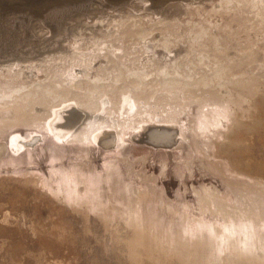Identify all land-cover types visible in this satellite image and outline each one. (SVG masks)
<instances>
[{
	"label": "rangeland",
	"instance_id": "1",
	"mask_svg": "<svg viewBox=\"0 0 264 264\" xmlns=\"http://www.w3.org/2000/svg\"><path fill=\"white\" fill-rule=\"evenodd\" d=\"M83 1L73 0V4L71 2L67 8L69 9L68 11H74V13L67 14L65 19H69V21L74 20L68 21V30L69 28H73L74 31L72 30V33L75 37L80 38L84 31L90 37V33L88 32L90 31L88 28L89 25L96 30L101 28L103 30L101 35L103 36L111 34L115 28L116 33L114 32L113 34L119 38L117 33H121L122 29L120 31L118 27L123 28L125 25L128 27L131 25L128 28V31L131 30V32H127L130 34L136 30L137 32L139 30L147 31L149 28L147 29L146 27H150L153 22H156V25L153 24V29H151L153 31L155 30L154 32L152 31L151 38L153 37L158 41L159 39L162 41L166 38L169 45H172L169 46V53L172 57L176 54L174 60L176 63L178 62L182 65L180 66L178 64L176 71L180 74V78L184 79H181L183 82L186 81L185 79L188 75L192 79L195 77L194 80H199L202 75L206 79L209 76L208 80H212L211 78L213 77L211 76H213V72L211 71L215 67L213 66L214 61L217 60V65L219 63L218 60L220 61L219 65L222 63V65L224 63L225 65L230 63L231 67L230 65L227 66L231 70L229 69L230 74L228 72L227 76H230V79L232 76L236 78L231 79L233 84L236 81L239 82V79L243 83L245 81V87L244 89H240L238 87L236 88V86L234 87V85L225 86L229 91L233 88L230 91L232 97L229 99L231 101L233 99L234 101H238L236 99V92L238 91L241 92L244 98L243 100L246 102L241 104L235 103L234 106L232 105L231 108L226 109L227 120H225L228 122L226 128L228 131L226 130L222 135L217 132L219 129H215L216 132L213 131V133H210L214 136V138L212 137V140H214L213 144L208 145L206 136L198 128L201 119V108L198 105V100L187 103V100L184 99L180 105H177L179 109L176 106L174 108L175 112L170 116L172 103L169 98H166L168 100L166 101L165 97L164 99L161 97L163 92L162 90L160 91V78L156 75V71H153L154 69L146 68L149 71L148 74L150 73L149 75H152L149 81L150 83L151 81L153 82L151 86H155L157 89L152 87L156 92L151 94L154 95L150 97L153 101L150 102V100V103L148 102L150 106L149 104L144 106V112L149 116L148 118L156 121V123L166 124V122L169 123L172 121V124L180 126L178 128L182 131L181 144L173 150H155L145 147V145L135 143L131 139L126 138L127 136L123 138V151H117L115 149L103 150L97 147V145H91L90 143L83 145H63L53 140L54 138L43 129L28 127V125H13L6 128L0 132V264H205L203 260L200 263H196L193 259L194 256H199L200 253L206 252L208 249L205 236L206 224L212 223L221 228L225 227L226 224L223 219V217H226L225 213H223L225 208L228 217H230L229 215H235V213L236 215L239 213L250 215L251 218L249 219L239 218L233 221L235 227H238L236 225L246 227L251 224L254 226L259 212L258 205L264 201V195L259 196L252 190L255 187L263 191L262 189L264 187L259 184L262 180L264 181V121L262 119L258 120L259 116H257L259 112L258 103L260 105L262 104V107L264 106V26H262L264 25V0H258V7L254 0H159L158 3H162L155 5L153 8L155 10L152 9L151 11V9H148L146 11L143 10L144 12L139 8H133V5H131L133 3L139 5L137 2H141L142 0L131 1L128 5L129 8L126 5V8L122 5L113 7V9L107 7L109 6L108 4L118 2V0H100V4H97L98 11L91 15H89L90 11H93L92 8L96 7V3L93 0V6H90L92 7L91 9L89 7L85 11L82 10L79 12L77 9L80 5L88 4ZM175 2H178V7L181 6L183 9L180 10L181 8L175 7ZM145 4L147 5L148 2L145 1ZM53 5L48 6L51 9H46L48 7H45V9L43 7L38 8V16H51L57 9V6ZM171 6L172 10L170 8ZM122 7L130 9V11L132 10V12L125 14V17L124 15L116 18L114 16L113 18L106 17L107 14L111 12L116 13L114 10L118 11ZM22 9L24 7L21 4L11 6L7 2H0V23L7 29L4 32L6 37H3L6 42L2 43L0 41V53L3 52L1 50L7 48V53L9 52L11 58L16 56L14 54L24 53V58H20L19 60L30 61L36 64L38 69L44 71H47L48 66H50L49 69H54L53 74L58 72V68H68L70 64L75 66L77 64L76 69L74 68L75 66L72 67L76 71L82 70L85 67L81 63L79 64L77 62L79 60L77 59L71 60V62L68 59H63L60 62L59 59H49L48 57L49 54L54 53L51 51L55 49V46L60 45V42L64 41L62 37L69 36L68 40H71V43L73 41L71 39V33L69 35L67 33L66 35L65 33L64 35L63 33H59L64 28L65 22L62 23V29L60 30V28H52L49 26L48 21L42 27L37 18L26 17L25 21L28 22V25L25 27L27 29L23 30L17 26L14 27L9 21L10 19L15 20V16L18 14L17 11ZM176 9L179 10L177 11ZM99 10L103 11L99 12ZM148 14L150 15L149 17ZM179 14L183 16L181 15L179 18ZM85 15L86 17H84ZM135 15L136 18L139 16L137 21L141 23L142 21L147 22L146 26L142 23L144 26H142L143 29L142 27L141 29H136L131 24L136 19ZM146 15L147 20H145ZM153 16L159 22L163 18L161 20L165 27H161V30L165 29L162 31L163 33L159 32L158 20L155 21ZM51 18L49 17V19ZM77 18L79 21L76 20ZM98 18L99 21L101 19H105V21L96 27ZM114 18L115 20L120 19L118 20V26L116 25L118 23L117 20L115 23L112 21ZM141 18L144 19L141 20ZM173 18H176L173 20L175 24L173 21H170ZM84 19H86V23L83 22ZM189 19L190 21L188 22ZM195 21L197 22L195 23ZM109 22L113 23L111 24ZM189 23L195 24L190 25ZM36 24H39L40 28ZM168 24L170 28H174L173 31L170 30ZM180 24L181 27L178 28ZM78 27L80 31L76 32V28ZM32 28L33 30H31ZM200 28L201 32L202 30L205 32L203 34L204 36L201 33L198 35ZM189 29H192V31ZM211 29L213 30L210 31ZM96 30L91 34L93 40L98 38L100 34L96 33ZM170 31L177 36L175 34L172 36L173 33L171 34ZM129 34L127 35L128 37L130 36L129 38H123L122 40L124 42H122L124 44L123 50L132 53L138 61L144 62L143 60L147 57V53H144L142 50V41L138 38L136 39L137 36ZM53 35H57L58 37L60 35L58 38L59 41H54V43L52 40L56 38ZM159 36L162 37L160 38ZM191 37L195 39H189ZM186 39L190 41H186ZM131 40L132 42L134 40V42L132 43ZM38 41L42 42L40 43ZM136 41H138V45ZM198 41L200 44H198ZM49 42L51 43L49 44ZM92 42L94 43V41ZM195 42L196 45L198 44V49L196 48ZM44 43L46 45L48 44V47ZM34 44H36L35 48ZM42 44L43 46H41ZM67 44L68 42L66 44L63 42L61 49L66 48ZM235 44H238L240 47ZM24 45L25 48L23 47ZM249 46H253L252 50ZM201 47H205L207 50ZM224 48L225 52L222 50ZM32 49H38L39 51L33 52ZM45 49L48 51L45 52ZM61 49H56L55 54ZM151 49L153 50V47ZM23 50L24 52H22ZM197 50L199 52L202 50V53H204L203 56L206 55L204 61L210 62H205L204 64L203 61L200 65L198 60L199 57H202V53H199ZM37 52H40V55L38 54L39 56H36ZM78 52L80 50L71 52V54L73 53V58L74 55H80ZM195 52L198 53L196 54ZM206 52L210 56L213 55L210 57ZM251 53L252 56L250 55ZM31 54L33 55L32 57ZM45 56L47 57L46 59ZM191 57L196 58L192 59ZM236 57H240L241 60L238 59L237 61ZM41 60L43 66H41ZM43 60H47L48 62H52L53 60V64L46 63V61L43 62ZM66 63L69 66L65 65ZM184 63L186 66L188 63L189 66L186 67ZM239 63L242 66H236ZM246 63L250 65L248 66ZM203 64L205 66L209 65V67H204ZM51 65L53 66L51 67ZM192 65H194L193 70L191 68ZM184 66L192 74L186 68L187 72L183 71ZM202 67L204 68V72H200L203 69ZM74 70L72 74L76 77L77 74L74 73ZM173 71L171 69L169 70L171 73ZM205 71L209 72V74L211 73V76ZM240 71L241 73L239 75ZM182 72L186 73V75ZM154 80L156 81L154 82ZM212 81L215 82L214 80ZM215 83H212L210 87L208 85H202L200 82L196 89L201 92L202 89L208 91L209 88V90L213 89V91L211 90L212 92H218V86ZM214 86L217 87L214 88ZM247 86L249 87L247 88ZM206 87L207 89L205 90ZM190 90L195 91L192 88H189L187 91L190 92ZM153 91L151 92L153 93ZM157 95H160L158 96L159 99H156ZM181 95L183 97L185 95L184 92ZM44 118L45 115L40 117V122H43ZM235 118H237L238 123L235 121ZM15 134L22 137L38 135L41 137V141L33 148L15 154L7 146L10 138ZM230 134L235 136H230ZM238 134L242 136V139L235 141L237 139L236 135ZM204 188L208 193L209 203L200 202L201 197L204 195L202 191ZM55 191H57V194ZM60 191L62 194H60ZM215 193L219 195L217 199ZM239 194L244 195L245 198L243 201L239 197ZM248 201H252L250 203L253 205L252 209H249L251 206ZM216 202H221L222 207L218 208ZM206 204H210V208ZM197 222L200 223L199 227L196 226ZM152 230L156 232L157 235H154V237L156 236L157 239L152 236ZM159 238L165 239L175 247L161 249V245L158 246L160 243L158 241ZM193 251L195 252L194 255ZM188 254H191L189 258ZM183 255L186 256L184 257ZM246 263L249 264L248 262ZM225 264H229L228 261H225Z\"/></svg>",
	"mask_w": 264,
	"mask_h": 264
},
{
	"label": "bare ground",
	"instance_id": "2",
	"mask_svg": "<svg viewBox=\"0 0 264 264\" xmlns=\"http://www.w3.org/2000/svg\"><path fill=\"white\" fill-rule=\"evenodd\" d=\"M72 1L73 0H0L1 3L7 2L8 4H11V6L14 4H16V6H18V4L23 5L24 9L17 11L18 14L15 16V20L14 19L9 20L10 23L14 27L17 26L20 29L26 30L27 28H25V27L28 25V22L25 21L26 17L37 18L39 20L38 21L39 24H41L42 27H43L44 23L46 21H48V24H50L49 26H51L52 28H54V27L60 28V30L62 29V25H63L62 23L65 22L66 25L64 24V28L62 29V31H59V33H61V34L63 33V35H64V33H65V35H66V33H67V35H69L71 33V36H72L71 39L73 41L71 43L70 42L71 40H68L69 36H66L67 38L62 37L64 39V41H63L64 44H66L68 42V44L66 45V48L61 49V47H62L61 45L63 43L61 41L60 45L58 44L57 46H55V49H53L51 51L54 53L49 54L48 57H49V59H52V58L56 59V60L59 59L60 62L63 59L64 60L68 59L70 62H71V60L73 61V60L77 59L80 61V62L77 61L79 64L81 63L83 66H85L84 68H82V70L76 71L72 68L75 65H73V64L71 65L68 62L70 64V66L68 65V63L65 64V65L69 66L68 68H62L60 66L62 69L58 68V72L55 71L56 74H53L54 69L53 70L49 69L50 66H48L49 68H47V71H44V70L38 69L36 67V64H34L30 61H21L22 59L19 60L20 58H24L23 57L24 53L20 52L19 54H14L16 56L14 58H11V55L9 54V52L7 53L8 48L5 50H1V51H3V52H1L3 55L0 53V57H1L0 58V132H2L6 128L11 127L13 125H28V127L31 126V127L38 128L40 130L43 129L46 133H49L54 138L53 140H55L56 142L63 144V145L64 144L65 145H70V144L83 145V144H89L90 143L91 145L92 144L97 145V147H100L103 150L115 149L117 151H123V148H124L123 138L127 136L126 138L131 139V141H133L135 143L145 145V147H149V148H152L155 150H166V151L173 150L174 148L178 147L181 144V139H182L181 138L182 137L181 132L182 131H181V129L178 128L180 126L179 125L176 126L175 124H172L171 123L172 121L169 123L166 122V124L156 123V121H153L150 118H148L149 116H147L144 112V110H145L144 106H146L147 104H149L150 102L153 101V100H151L150 97L154 96V95H151V94H154V92H156V90L153 89L155 86L154 87L151 86L153 82L152 81H151V83L149 82L150 76H152V75H149L150 73L148 74L149 71L146 68L154 69L153 71H156V75L159 76L160 88H161L160 91L162 90V92H163L161 97L163 99H164V97H165V99L169 98L171 103H172V108H171L172 110L169 109V110H171V113H172V114L170 113V116L173 115V113L175 112L174 108H176L177 105H180V103L184 99L187 100L186 101L187 103L188 102L192 103V101L198 100L197 101L198 105L201 108L200 109V113H201L200 118L201 119L199 121L198 128L206 136V138L208 140L207 144L208 145L213 144L214 140H212V139L214 138V136H212L210 133H213V131L216 132L215 129H219L217 132H219V134H222V135L226 132V130H227L226 128L228 126V122L226 121L227 120L226 119V115H227L226 109L227 108L229 109V107L231 108L232 105L233 106L235 105V103L241 104V103L246 102L243 100L244 98L242 97L241 92H238V91L236 92V97H237L236 99L238 101H234V99H233V101L230 100L232 97V95H231L232 93L230 91H232L233 88L229 91L226 89L225 86L234 85V87L236 86V88L238 87L240 89H244V87H245V84H244L245 81L243 83L239 79L238 80L239 82L233 81V82H235V84H233L231 79L235 78V77L232 76V78L230 79V76H227L228 72L230 74L229 69L231 70V68H229V66H227V65H230V63L229 64L227 63V65H225V63H224L225 66L222 65L223 63L221 65H219L220 61L218 60L219 63L217 65V62H216L217 60L214 59V60H216V61H214V63H216V64L214 65V63L212 62L213 66H215V67H214V70L211 69L212 70L211 72H213V76H211V73L209 74V72L205 71L211 77H213V78H211V77L210 78L212 80H214L216 83L213 82L212 80H208L209 76H208V79H206L204 77V75H202L199 80H194L195 77L192 79L191 76L188 75V73H187L188 76H186V79H185L186 81L183 82L182 80H184V79L180 78V74L177 73V71H176L178 64L180 66H182V65L178 62L176 63V61L174 60V58L176 57L175 56L176 54L174 55L175 57L174 56L172 57L171 54L169 53V46L171 44L169 45V42L166 38L163 40L161 39L162 41H160V39H159V41L155 40L153 37L151 38L152 33L155 31V30L153 31L151 29H153L152 28V26H154L153 24L156 25V22L155 23L153 22L152 25L150 24L151 25L150 27H146L147 29L149 28L147 31L146 30H139V32H137V30L136 31L134 30L135 32L130 33V34H133L134 36H137L136 39L138 38L140 41H142L141 42L142 50L144 53L145 52L147 53V57L143 60L145 62L144 63V62L138 61L136 59V57L133 56L132 53L125 52L123 50V45H124L123 43L124 42L122 40H123V38L128 37L127 35L129 33H127V32H131V30L128 31V28H130V26H131L130 24H129L130 25L129 27L126 25H125V27H123V25H122L123 28L118 27L120 31L122 29V31H121L122 35L120 32L117 33L119 35V38L113 34L114 32L116 33L115 28L111 34H109V35L106 34L105 36H103V35H101V33H103V30L101 28H100L101 30L99 28L96 30V29H93V27H90V25L88 26L90 31L86 30L90 33V37H88V35H86L85 31L82 33L83 35H81L80 38L75 37L72 33L74 31L73 28L72 29L69 28V30H68L69 19L68 20L65 19L66 15L71 14V12H72L71 10L68 11L69 9H67L68 5L71 4ZM131 1H133V0H121L120 2L118 0L119 3L114 2L112 4H108L109 6H107V7H110L113 9V7H118V6H122V5L128 6L131 3ZM145 1L148 2L147 5L145 4ZM145 1L142 0L141 2H137L139 5H136L135 3H133L131 5H133V8L134 7H135V9L139 8L140 10H142V12H144L148 9L149 10L151 9V11H152V9L155 7V5H157V4L159 5L162 3V2L158 3L159 0H145ZM83 2H87L88 4L80 5L79 8L77 9V10H79V12L82 10L85 11L90 6H93L92 5L93 0H84ZM94 2L96 3L95 4L96 7H94V8L90 7V9L92 8L93 11H90L89 15L95 14V12L98 11L97 4H100L101 1L100 0H94ZM242 2H244V1H242ZM254 2L257 4V7H258L259 1L254 0ZM51 4H54L53 6H57V9L55 10V12L52 13L51 16H49V17H52L51 19H49V17H46V16H44V17L38 16V12H37L38 8L40 9L41 7H43L45 9V7H48ZM72 4H73V2H72ZM165 4H167V3L165 2ZM171 5H173V4H171ZM126 6H125V8H126ZM176 6H177V8H181V6L178 7V2L176 3L175 7ZM175 7L173 6V8H175ZM193 7H194V5H193ZM125 8L122 7V9H119L118 11L114 10V12L116 11V13L111 12V13L107 14L106 17H112L113 18V16H114L116 18V17L121 16V15H124V17H125L126 16L125 14L132 12V10L130 11V9H128L129 6L127 9H125ZM158 8H160V6H158ZM158 8L156 7V9H158ZM166 8H167V6H166ZM170 8L172 10V6ZM46 9H51V7H48ZM182 9L183 8H181L180 10H182ZM153 10H155V9H153ZM46 11H48V10H46ZM102 11L99 10V12H102ZM104 11H105V8H104ZM109 12H110V10H109ZM166 12H167V10H166ZM174 12H175V10H174ZM72 13H74V11ZM180 13H182V12H180ZM137 14H138V12H137ZM149 14L151 15V13H149ZM149 14H148V17L150 16ZM28 15H30V16H28ZM160 15H162V13H160ZM160 15H158V16H160ZM181 15L179 14V18L181 17ZM23 17H24V19H23L24 21L22 20ZM84 17H86V15ZM100 17H101V15H100ZM102 17H103V14H102ZM129 17H131V15H129ZM145 17H146L145 20H147V15ZM172 17H173V15H172ZM176 17H177V15H176ZM115 18L112 20L114 23L117 20V19L115 20ZM135 18H136V15H135ZM138 18H139V16L135 20H133V17H132L133 21L131 24L136 29H139V28L141 29V27L143 26L142 23H144L146 26L147 22L142 21V23H141V22L137 21ZM153 18H154V16H153ZM143 19L141 18V20H143ZM159 19H160V17H159ZM164 19H165V16H164ZM167 19H170V18H167ZM175 19L173 18L170 21H173ZM190 19L188 20V22L190 21ZM72 20H70V21H72ZM76 20H78V18ZM85 20L86 19H84L83 22H85ZM118 20H120V19H118ZM118 20H117V22H118ZM154 20H155V18H154ZM157 20H155V21H157ZM161 20H160V22L158 20V23H157V24H159L158 27H160L159 32H162L165 30V29L161 30V27H164V23L162 24ZM104 21H105V19H103V20L101 19L99 21V18H98L97 24L95 26L97 27L98 24L103 23ZM148 21H151V20H148ZM241 21H243V20H241ZM83 22H82V24H84ZM167 22H165V23H167ZM174 22L175 21H173V23ZM196 22L197 21H195V23ZM109 23H111V22H109ZM173 23H172V27H173ZM195 23H193V24H195ZM39 24H36V25H38V27H39ZM118 24H119V22L116 25L118 26ZM122 24H124V23H122ZM1 25H2V23H0V26ZM177 25H179V24H177ZM227 25H230V24H227ZM2 26L0 28L1 29L0 30V38H2V39H0V41H2V43H3V42H6V40L3 37L4 36L6 37V35H4V32L7 31V29H5L6 27L4 28V26L3 27ZM74 26L76 27V25H74ZM262 26H264V25H262ZM71 27H73V26L71 25ZM143 27H142V29H143ZM179 27H181V24H180V26H178V28ZM189 27H191V26H189ZM155 28H156V26H155ZM169 28H170V25H169ZM76 29H77L76 32L80 31L79 27ZM173 29L170 28V30H172V31H173ZM192 29H193V27H192ZM192 29H189V30L192 31ZM31 30H33V28ZM94 30H96L95 31L96 33H100V34H99L98 38L93 40L91 38L92 37L91 34H92V32H94ZM212 30L213 29H211L210 31H212ZM49 31L51 32L52 30H49ZM172 31H170L171 34L173 33ZM50 32H48V33H50ZM81 32H82V29H81ZM157 32H158V29H157ZM175 32L178 33L177 31H175ZM167 33H169V32H167ZM200 33L202 36H204L203 34L205 32H203V30L201 32V28H200V32L198 33V35ZM6 34H10V33H6ZM124 34H125V36L123 37ZM174 34L175 33H173L172 36ZM232 34H233V32H232ZM60 35H59V37H60ZM196 35H197V33H196ZM212 35H213V33H212ZM220 35L223 36L222 34H220ZM183 36H182V38H183ZM194 36H195V34H194ZM53 37L56 38L55 40H52L53 42L59 41V39H58L59 37L57 35H53ZM95 37H96V35H95ZM89 38H91V39L89 40ZM189 39H195V38L191 37ZM189 39H186V41L187 40L190 41ZM200 39H199V41H200ZM206 39H208V38H206ZM219 39H221V38H219ZM23 40H25V39H23ZM134 40H135V38H134ZM134 40H133V42H134ZM92 41H94V43ZM196 41H197V39H196ZM38 42L41 43L42 41H38ZM126 42H127V44H129L128 41H126ZM131 42H132V40H131ZM180 42H179V44H180ZM200 42L198 44H200ZM50 43L51 42H49V44ZM175 43H178V42H175ZM203 43H205V42H203ZM25 44H27V43L25 42ZM70 44H71V46H70ZM127 44H126V46H128ZM136 44L138 45V41H136ZM188 44H190V43H188ZM238 44L237 45L235 44V45L238 46ZM195 45H196V42H195ZM197 45H196V48L198 49ZM201 45H203V44L201 43ZM250 45H251V43H250ZM0 46H1V44H0ZM32 46H33V44H32ZM41 46H43V44ZM46 46L48 47V44ZM182 46H185V45H182ZM5 47H7V46L5 45ZM23 47L25 48V45ZM35 47H36V44H34V48ZM138 47H140V46H138ZM152 47H153V50L151 49ZM178 47H180V46H178ZM189 47H191V46L189 45ZM238 47H240V46H238ZM249 47H251V46H249ZM252 47H251V50H252ZM69 48L70 49L72 48V50H70ZM204 48H202V49H204ZM225 48L222 49V50H224V52H225ZM244 48H245V45H244ZM56 49L57 50L61 49V50L57 51V53L55 54ZM193 49H195V48H193ZM19 50H21V49L19 48ZM37 50L38 49H35V50H33V52L37 51ZM74 50H77V51L80 50V52H78V54H80V55H78V56L74 55V58H73V53L71 54V52H73ZM205 50H207V49L205 48ZM216 50L218 51V49H216ZM47 51L48 50L45 49V52H47ZM127 51H128V48H127ZM22 52H24V50ZM198 52H195V53L197 54ZM203 52H204V50H203ZM39 53L37 52L36 56H39L40 55ZM199 53H202V50H200ZM217 53H219V52H217ZM245 53L247 54V52H245ZM252 53L250 54L251 56H252ZM203 54L204 53L201 54L202 57H199V55H198V57H199L198 61L199 62L198 61L197 62L200 65H201V63H203L204 58L206 57V55L203 56ZM207 54L209 55V53H207ZM240 54H241V52H240ZM223 55H224V53H223ZM248 55H249V53H248ZM32 56L33 55L31 54V57ZM54 56H55V58H54ZM183 56H181V57H183ZM241 56H243V55H241ZM178 57H179V55H178ZM178 57H177V60H178ZM187 57H189V56H187ZM46 58L47 57L45 56V59ZM194 58H196V57H193L192 59H194ZM238 59L241 60L240 57L237 58V61H238ZM47 60H43V62L46 61V63H47L48 62ZM184 60H185V58H184ZM226 60H227V58H226ZM254 60H256V59H254ZM190 61H192V60H190ZM52 62H53V60H52ZM52 62H48V63L53 64ZM197 62H195V63H197ZM205 62L206 61H204V64H205ZM209 62L207 61L206 63H209ZM41 63H42V60H41ZM62 63H63V61H62ZM64 63H65V61H64ZM190 63H192V62H190ZM232 63H235V62H232ZM204 64H203L204 67H209V65L205 66ZM56 65H58V64H56ZM59 65H60V63H59ZM41 66H43V63ZM52 66L53 65H51V67ZM67 66H65V67H67ZM76 66H77V64H76ZM76 66L74 67L75 69L77 68ZM185 66H186V64H185ZM185 66H184V68L182 67L183 71H186V69L188 70V68H186L187 66H189L188 63H187V66L186 67ZM193 66L194 65H192V67L190 66L192 68V70H193ZM213 66H212V68H213ZM234 66H232V67H234ZM236 66H242V64L239 63ZM63 67H64V65H63ZM78 67H80V66H78ZM230 67H231V65H230ZM199 68H197V69H199ZM168 69L174 70L175 72L173 71L172 72L173 74H172L171 72H169ZM237 69H239V68H237ZM73 70L75 71L74 73L77 74L76 77H74L72 74ZM203 70H204V68L202 70H200V72ZM208 70H209V68H208ZM195 72H197V71H195ZM190 73L192 74V72H190ZM240 73H241V71L239 72V75H240ZM76 74H74V75H76ZM183 74L186 75V73H183ZM200 74H199V76H200ZM184 75H183V77L185 78ZM225 76H227V77H225ZM155 81L156 80H154V82ZM200 82L202 85H208V86H210L212 83H215L218 86V92L217 91L212 92L213 89H211L212 90L211 91V90H209V88H208V91H204L203 89L201 90V92L198 91L196 89V87L198 86V84ZM217 86H214V88ZM207 87L205 88V90L207 89ZM248 87L249 86H247V88ZM189 88H192L193 90L196 89L195 91H197V92L192 91V90H190V92L187 91V90H189ZM155 89H157V88L155 87ZM151 91H153V93ZM182 92H184V94H185V95H183V97L181 95ZM198 95L200 96L199 98H198ZM247 95H249V94H247ZM158 96H160V95H157L156 99H159ZM167 99H166V101H168ZM247 99H248V97H247ZM158 102H159V100H158ZM164 102H165V100H164ZM167 103H169V102H167ZM257 103H256V106H257ZM258 105H259V108H258L259 112L257 115V116H259L258 120L262 119L264 121V106L262 107L261 106L262 104L260 105V103H258ZM149 106H150V104H149ZM253 107H254V105H253ZM168 108H169V106H168ZM178 109H179V107H178ZM44 115H45V118L43 119V122L42 121L40 122V117H42ZM235 121L238 123L237 118H235ZM235 121H233V122L236 123ZM231 127H232V124H231ZM221 129H222V131L224 130V132H222ZM237 130H238V128H237ZM237 133H238V131H237ZM214 134H216V133H214ZM209 135H211V136H209ZM232 135L230 134V136H232ZM233 136H235V135H233ZM236 138L237 139H235V141H240L242 139V136L240 134H238V135H236ZM40 141H41V137L38 135L29 136V137H22L20 135L15 134L14 136H12L10 138L7 146L15 154H19L23 150L33 148L35 145L40 143ZM7 146H6V148H7ZM247 167H248V164H247ZM246 175H247V173H246ZM60 182H61V179H60ZM63 182H64V179H63ZM259 184H260V186L263 187L264 181L262 180L261 182H259ZM252 190L255 191L259 196L264 195V187L262 189L263 191H261V189L255 188V187H253ZM57 191H55V193ZM202 191L204 192V195H203V197H201L200 202L209 203L210 200H209V196H208L207 191L205 190V188ZM60 194H62L61 191H60ZM64 194H66V193H64ZM196 194H198V193H196ZM215 196H216V199H217V197H219V195L216 193H215ZM69 197H70V195H69ZM239 197L242 199V201L245 198L243 194L242 195L239 194ZM197 198H198V196H197ZM251 202L252 201H248L249 204ZM263 202H262V204L258 205L259 212H258V216L255 219L254 226H252V224H251L249 226L247 225L246 227H243L242 225H236L238 227H235L233 221H236L239 218L249 219V218H251L250 215H245L246 213H243V214L239 213L236 215V213H235V215H229L230 217H228V215L226 214V210L224 208L223 213H225L226 217H223V219H224L226 226L221 228L220 226L214 225L212 223L206 224V226H205L206 227L205 228L206 229V231H205L206 235L205 236H206V244L208 245V249L206 250V252L200 253L199 256H194V259H193L194 262L200 263L203 260V262H205V264L206 263L225 264V261L226 262L228 261L229 264H247L246 262H248L249 264H257V263L258 264H264V203ZM202 203H201V205H203ZM80 204H81V202H80ZM206 205H205V207L208 206V208H210V206H211L210 204L207 206ZM216 206L218 208L222 207L221 202L220 203L216 202ZM250 206L251 207L249 209H252L253 205L250 204ZM208 208H206V209H208ZM213 208H214V206H213ZM229 209H231V208L229 207ZM214 210H217V209H214ZM219 210H221V209H219ZM220 213H222V212H220ZM230 214H231V212H230ZM225 215H223V216H225ZM199 224L200 223L197 222L196 226L199 227L200 226ZM147 229H149V228H147ZM149 230H146V231H149ZM152 231L153 232H151V233L153 234L152 235L153 237H154V235H157L154 230H152ZM151 233H149V234H151ZM154 238L157 239L156 236ZM158 241L160 242L158 244V246L161 245L160 246L161 249H166V248L170 249L174 246V245L172 246L171 244H169L163 238H159ZM191 254L190 255L188 254V258H189V256H191ZM194 254H195V252L193 253V255Z\"/></svg>",
	"mask_w": 264,
	"mask_h": 264
}]
</instances>
